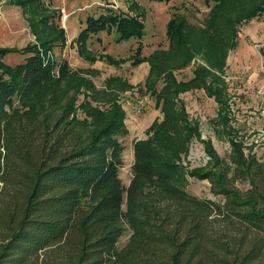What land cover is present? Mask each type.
<instances>
[{
  "label": "trees",
  "instance_id": "16d2710c",
  "mask_svg": "<svg viewBox=\"0 0 264 264\" xmlns=\"http://www.w3.org/2000/svg\"><path fill=\"white\" fill-rule=\"evenodd\" d=\"M12 1L36 41L0 47V264H264V159L246 155L234 135L235 152L224 161L182 96L203 88L227 127V58L242 24L264 14V0H207L203 23L169 18L166 47L147 55L139 42L130 63L148 61L143 89L156 96L162 115L133 143L128 184L120 176L129 132L122 93L136 84L110 74L100 86L90 68L58 59L53 50L65 47L67 31L52 0ZM86 24L78 48L92 63L128 60L90 53L94 32L115 29L118 41L146 33L141 16L112 8ZM11 50L28 55L7 64L2 57ZM189 65L192 75L179 78ZM195 139L211 163L185 161ZM232 166L250 183L244 193L229 184ZM189 176L210 179L225 200L191 193Z\"/></svg>",
  "mask_w": 264,
  "mask_h": 264
},
{
  "label": "rangeland",
  "instance_id": "374dc122",
  "mask_svg": "<svg viewBox=\"0 0 264 264\" xmlns=\"http://www.w3.org/2000/svg\"><path fill=\"white\" fill-rule=\"evenodd\" d=\"M52 2L55 9L61 10V23L71 35L79 30L80 22H82L80 25L82 30L87 25V18L90 15L98 16L109 8L119 13L138 14L146 22V33L142 38L131 37L118 41L115 37V29L109 32L107 30L94 32L89 37L90 53L94 56L112 55L115 58H128V60L118 65L108 63L106 57L98 58L93 63L87 58L88 62L85 64V68H90L89 72L87 71L88 75L100 86L105 83V78L110 74H120L136 82L134 88L122 93L124 108L135 114L132 119H127L129 132L123 137L125 162L120 170V176L122 181L128 184L134 161L133 143L139 136L146 135L151 120L162 115L156 96L143 89L148 66L145 65L146 63H139V66L132 65L129 56L136 52L135 49L140 41L144 44L143 53L147 55L153 52L154 48L166 47L169 42L168 20L174 13L184 14L194 23H203L212 3H208L207 0H52ZM0 15V47L22 48L27 43L36 41L31 32L29 19L20 5L12 0H0ZM239 33L240 46L242 48L244 46V55L238 59L235 57V51H231L228 57L230 64L225 71L230 92L227 127L222 126L223 121L216 120L219 104L203 88L185 91L182 94L191 116L199 121L201 135L212 140L216 152L224 161H230L231 155L235 152L231 143V137L234 135L243 143L242 149L246 155L254 154L264 159V14L243 23ZM53 51L58 59L70 58V65L74 68H78L77 64H81L78 61L79 58L87 57L78 53L79 48L76 47V43L68 48L66 55L59 45L55 46ZM27 55L24 51L11 50L2 59L7 64L16 65L23 62ZM192 68L193 65H189L178 71V77L192 75ZM91 69H96V72ZM140 96L145 98L146 102L143 110L137 112L136 101ZM128 99L131 103L127 102ZM218 128H224L226 132L219 133ZM227 128L231 131L230 133ZM189 151L185 161L190 167L211 163L208 162L210 156L201 139H195ZM228 178L229 184L238 187L243 193L250 186L247 179L239 177L233 166L229 170ZM189 179L187 188L191 193L219 202L225 200L224 194L212 189L210 179H199L195 176H189ZM131 231L129 227L120 236L119 246L128 242Z\"/></svg>",
  "mask_w": 264,
  "mask_h": 264
},
{
  "label": "crops",
  "instance_id": "0c3cea01",
  "mask_svg": "<svg viewBox=\"0 0 264 264\" xmlns=\"http://www.w3.org/2000/svg\"><path fill=\"white\" fill-rule=\"evenodd\" d=\"M81 23L82 22H80L79 24L81 25ZM79 25V30H81L80 28H81V26ZM79 30H77V32H75L74 34H69V32H68V30L66 29V31H67V43H66V45H65V47L63 48V50L65 51L64 52V55H66L65 53H66V51L68 50V48L71 46H73V45H75V43H76V47H78V35H79V33H80V31ZM73 35H74V37H73ZM239 41H238V44H237V46L236 47H234L231 51L233 52V51H235V57H237L238 59L239 58H241V57H243V55H244V46H243V48H242V46H240V43H241V37H239ZM231 51H230V53H231ZM79 53V52H78ZM229 53V54H230ZM81 54V53H80ZM82 56H83V54H81ZM228 57H229V55H228ZM69 61H70V63H71V60H70V58H69ZM78 61H79V63H81V64H77V66L78 67H81V66H83V67H85L86 65L85 64H87L86 62H88L87 61V58L85 57V56H83V57H81V58H79L78 59ZM148 61H143V62H141L140 64H142V63H146L145 65H147L148 66V71H149V68H150V65H149V63H147ZM227 63H228V65L230 64V60L227 58ZM226 68H228V66L226 67ZM148 73V72H147ZM135 84H136V82H134ZM189 91V90H188ZM214 97V96H213ZM215 98V97H214ZM216 100V99H215ZM129 114V115H128ZM134 113L132 112V111H130V112H128L127 111V116H126V123H127V119H132L133 117H134ZM154 120V119H153ZM153 120H151L150 122H149V126L152 124L151 122L153 121ZM129 126V125H128ZM140 126H141V124H140ZM141 137H144V135H141V136H139L137 139H139V138H141ZM132 175V174H131ZM130 179H131V177H130Z\"/></svg>",
  "mask_w": 264,
  "mask_h": 264
},
{
  "label": "built area",
  "instance_id": "2783aa9c",
  "mask_svg": "<svg viewBox=\"0 0 264 264\" xmlns=\"http://www.w3.org/2000/svg\"><path fill=\"white\" fill-rule=\"evenodd\" d=\"M1 16V15H0ZM127 102H129V103H131V101H130V99H128L127 100ZM145 98H143V97H139L138 99H137V101H136V107H135V109L137 110V112H140V111H142L143 110V108H144V106H145Z\"/></svg>",
  "mask_w": 264,
  "mask_h": 264
}]
</instances>
